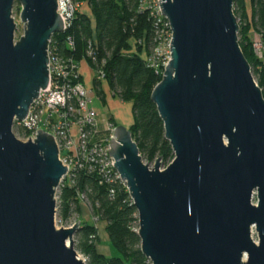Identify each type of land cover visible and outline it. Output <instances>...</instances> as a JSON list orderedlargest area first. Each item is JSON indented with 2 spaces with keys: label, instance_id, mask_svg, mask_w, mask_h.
<instances>
[{
  "label": "water",
  "instance_id": "1",
  "mask_svg": "<svg viewBox=\"0 0 264 264\" xmlns=\"http://www.w3.org/2000/svg\"><path fill=\"white\" fill-rule=\"evenodd\" d=\"M234 2L160 0L171 60L151 99L174 152L168 167L158 159L151 169L131 131L114 130L110 155L151 264H264V96ZM58 9V0H0V264H84L74 246L81 222L56 226L68 168L55 139L39 131L23 142L13 132L49 87L50 42L65 29Z\"/></svg>",
  "mask_w": 264,
  "mask_h": 264
},
{
  "label": "trees",
  "instance_id": "2",
  "mask_svg": "<svg viewBox=\"0 0 264 264\" xmlns=\"http://www.w3.org/2000/svg\"><path fill=\"white\" fill-rule=\"evenodd\" d=\"M81 1L88 2L95 25L89 16L78 14L67 33L53 37L54 47L58 53L78 62L87 59L94 71L101 67L102 60H106V83L115 98L131 105L133 124L129 130L143 160L156 163L160 159L169 165L174 160V152L166 140L164 122L151 99L163 73L147 64L149 48L154 41L155 19L150 13L140 11L141 0ZM250 7L249 14L246 0L234 2V13L241 27L240 46L264 96V49L263 58H259L252 41V36L258 34L264 45V0H250ZM69 36L75 40L74 52H70L64 43ZM90 44L96 46L93 49L96 64L88 58ZM102 85L95 79L96 95L103 98L105 107L107 102ZM14 128L20 132L16 126ZM84 193L93 214L99 218L98 223L106 225L110 248L108 256L98 251V227L93 222L81 220L76 237L80 251L89 257L90 264H150L141 251V239L135 231L138 230V213L130 205L126 188H117L115 199H111L109 188L100 186L96 176L80 175L76 186L67 184L61 188L57 205L60 218L67 221L72 213H81L85 206L79 196Z\"/></svg>",
  "mask_w": 264,
  "mask_h": 264
},
{
  "label": "built area",
  "instance_id": "3",
  "mask_svg": "<svg viewBox=\"0 0 264 264\" xmlns=\"http://www.w3.org/2000/svg\"><path fill=\"white\" fill-rule=\"evenodd\" d=\"M58 5V13L65 24L62 34H65L72 20L82 12L84 3L81 0H58ZM140 11L150 13L155 19L154 41L149 48L147 64L164 75L171 60L173 34L170 24L161 13L160 0H141ZM64 43L70 52L75 51L76 44L73 36H69ZM141 44L139 42V45ZM94 46L95 44H90L88 58L96 64ZM253 46L256 55L263 58L262 39H255ZM126 55L131 54L126 53ZM48 56L50 84L46 90L40 92V97L33 103L28 118L24 122L15 123L20 131V140L28 142L31 139L35 142L39 131L55 139L59 159L68 168V173L59 189L67 184L76 186L80 175L96 176L100 186L108 187L109 196L115 199L117 188H126L121 175L115 168V161L110 155L111 142L115 140V128L107 121L105 122V115L92 105L94 97L98 98L96 90H89L83 83L81 67L87 59L78 62L72 57L58 53L54 47L53 38L50 42ZM106 64V60H102L101 67L94 71L96 79L101 83L107 80ZM79 199L90 212L92 222L97 224L99 218L93 214L87 194H81ZM130 205L134 206L131 196ZM76 224L77 221L64 228H72ZM138 230L135 229L136 232ZM80 258L84 264H90L89 257L80 255Z\"/></svg>",
  "mask_w": 264,
  "mask_h": 264
},
{
  "label": "rangeland",
  "instance_id": "4",
  "mask_svg": "<svg viewBox=\"0 0 264 264\" xmlns=\"http://www.w3.org/2000/svg\"><path fill=\"white\" fill-rule=\"evenodd\" d=\"M246 1H247V6H248V11H249V14H250L251 13L250 0H246ZM83 3H84V6L82 7V12L80 14H83V11L89 12L88 5H86L87 2L83 1ZM20 13H21V7H20L19 4H16L15 7H14L13 18L15 19V23L17 25V31H16V40L17 41L24 35V26H23V24L21 22V19H20ZM91 19H92V21L94 23L93 17ZM238 22H239V20H238ZM239 24H240V22H239ZM255 39H258V40L261 39L260 35H258V34L253 35L252 36V41L254 42ZM239 42H240V36H239ZM81 72L84 73L83 76L86 79V81H88L89 74L87 73V68L86 67H81ZM252 73H253V71H252ZM253 76H254L255 81L257 82V80H256L257 77L255 76L254 73H253ZM104 83H102L103 84L102 88H103L104 94L106 96L107 104L104 107L103 106L104 105L103 104V102H104L103 98L94 97L92 105L95 108H97L101 112V114L105 115L104 121L105 122L107 121V123L113 125L114 128H116L118 125L125 124V125H127L126 127L128 129H130V127L133 124V116H132L131 105L130 104H124L123 102L119 101V99L115 98L114 95H112V93L110 92L109 87L106 88L104 86ZM102 126H103V122H102ZM13 132H14L15 136L17 137V139L20 140V137H21L20 133L15 128L13 129ZM106 135H108V133H106ZM144 162H145L146 165L150 164L149 167L151 169L155 168L156 163H148L146 160H144ZM162 165H163V167H162L163 170L168 167V165H166V164L162 163ZM60 194H61V189L57 190V196H56L57 203L59 202ZM257 202H258L257 197H255L254 200H253V203L256 205ZM57 210H58V207H57ZM81 220L92 224V219H91V216H90V212L85 207H82V210H81L80 214L75 213V212L72 213L67 221L62 220L60 218L59 213L57 212L56 226H57L58 229H62L64 227L71 226L76 221H77V223H78V221L81 222ZM96 226L98 227V231H99L98 251L104 252V254H105V252L108 251L107 248L109 247V243H108V240H107V234H106V230H105L106 225L104 223H97ZM254 233H255V230H254ZM254 239H255L256 242L258 241L256 233L254 235ZM78 241H79L78 238L75 236V238H74L75 250L80 255H84L79 249ZM108 255H110V253L107 254V256ZM84 256L87 257V255H84Z\"/></svg>",
  "mask_w": 264,
  "mask_h": 264
},
{
  "label": "crops",
  "instance_id": "5",
  "mask_svg": "<svg viewBox=\"0 0 264 264\" xmlns=\"http://www.w3.org/2000/svg\"><path fill=\"white\" fill-rule=\"evenodd\" d=\"M88 3V2H87ZM86 3V5H88V10H89V12H87V11H83V14H85L86 16H89L90 18H92L93 16H92V12H91V9H90V6H89V4H87ZM95 24L93 23V26H94ZM82 67H86L87 68V73L89 74V79H88V81H86V79L84 78V73L82 72V76H83V83L85 84V86L89 89V90H95V79H96V76H95V72H94V70L92 69V67L87 63V62H84L83 64H82ZM104 86L107 88L108 87V85H107V83L105 82L104 83ZM104 87V88H105ZM110 90V89H109ZM123 125H125V124H123ZM125 126H127V125H125ZM107 240H108V238H107ZM108 249V251L107 252H105V255H107V254H109L110 253V248L108 247L107 248ZM101 253H103L104 254V252H101Z\"/></svg>",
  "mask_w": 264,
  "mask_h": 264
}]
</instances>
